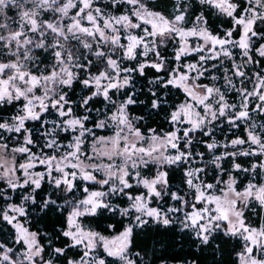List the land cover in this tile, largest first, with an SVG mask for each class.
Here are the masks:
<instances>
[{"label": "snow or ice", "instance_id": "obj_1", "mask_svg": "<svg viewBox=\"0 0 264 264\" xmlns=\"http://www.w3.org/2000/svg\"><path fill=\"white\" fill-rule=\"evenodd\" d=\"M0 264H264V0H0Z\"/></svg>", "mask_w": 264, "mask_h": 264}]
</instances>
